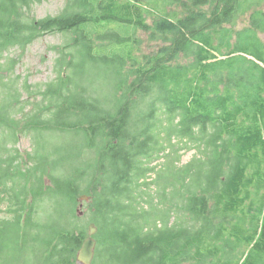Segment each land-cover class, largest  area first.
<instances>
[{
    "label": "trees",
    "instance_id": "16d2710c",
    "mask_svg": "<svg viewBox=\"0 0 264 264\" xmlns=\"http://www.w3.org/2000/svg\"><path fill=\"white\" fill-rule=\"evenodd\" d=\"M43 1L0 0V94L2 67L14 69L1 62L8 48L70 35L56 82L34 92L48 99L37 104L48 119L21 128L14 115L25 107L15 111L19 98L3 90L0 190L13 216L0 221V264H78L88 223L97 227L92 264H264V10L255 8L263 0H68L56 16L31 18ZM238 13H250L243 30ZM140 30L160 43L149 57L135 51ZM26 129L54 141L74 134L64 140L70 150L53 160L60 151L40 145L23 158L2 141ZM175 139L199 154L179 166ZM82 148L98 158L81 161ZM161 159L164 170L148 182ZM142 185L169 201L164 213L140 201L139 210ZM82 196L88 222L62 225L66 216L77 222ZM173 214L193 221L170 223Z\"/></svg>",
    "mask_w": 264,
    "mask_h": 264
},
{
    "label": "rangeland",
    "instance_id": "374dc122",
    "mask_svg": "<svg viewBox=\"0 0 264 264\" xmlns=\"http://www.w3.org/2000/svg\"><path fill=\"white\" fill-rule=\"evenodd\" d=\"M145 3V2H144ZM68 4V0H44L42 3H37L32 6L30 17H34L37 19L46 18L49 16H56L60 14L64 8H66ZM147 4V3H146ZM149 8H154V6H149ZM255 8H260L264 10V0L260 2L259 5L255 6ZM166 6L162 4V10L161 11H154L156 16L163 14L165 12ZM209 9V8H206ZM172 10L180 14L182 16L183 14V8L182 6L174 5L172 7ZM249 16L250 13L241 14L238 13L236 20H235V29L240 30L246 28V26L249 25ZM148 21L152 24L155 21L154 17H150ZM152 33L147 31L144 32L143 30H140L137 32L138 39H140V44L138 45V49L135 48V51L137 55L139 56H151L153 55L158 48L160 47V43L158 41H153L151 39ZM260 40L264 43V34L259 33L258 34ZM70 37L69 34L66 33H43L40 35L37 39H35L33 42L25 45L24 47L20 45H16L13 47L8 48L4 53L1 62L6 63L11 62L14 64L13 71H6L5 66L2 67V70L4 71L3 76V82L2 84V93L0 94V101L3 99V96H5V93L3 90L8 87L12 88L15 92V96L19 98L20 103H16L15 105V111L20 110L21 107H25V111L21 113L20 115H14L17 119L21 120V128L24 126H27V122L35 117H40L42 120H46L49 118V111H46L45 107H41L39 109L38 105L42 100L44 105H48V99L45 98L42 94L35 95L34 92L41 91L44 92L48 88V85L53 83L56 80L57 73L55 71L57 58L63 49V45L67 44L68 38ZM237 38V37H236ZM236 42V39H235ZM252 58V57H250ZM183 62H186L185 60H181ZM7 89V88H6ZM32 92V94L29 93ZM44 110L42 111V109ZM18 134V141L17 142H11L12 139L10 137H6L2 142L4 144H8V149H16L19 153H22V157L29 159L30 154L35 155L39 151V146L46 145V150L49 152H53L55 149H58L60 151V154L58 156H54L53 160H60L62 158V155L66 154L70 149L67 148V146L64 144V140L71 138L74 136V134H63L60 132L55 133L57 135L56 141H54L51 137H47L46 133H43V135L36 136V132L32 131V129L29 130H19ZM47 135L49 133L47 132ZM7 136V130L6 126L0 125V137ZM76 139H79V137H75ZM73 139V138H72ZM50 142L51 144L48 145L47 143ZM175 144V149L180 151L181 154V163L178 165H185L191 162V160L199 154V149H193L190 151H186L182 144L184 141H179L175 139L173 141ZM169 153V150L166 152ZM39 154H45V150L43 149L42 152ZM99 156L97 150H88L87 148H82L79 150V157H85L81 158V161L84 159H89L92 161H95ZM165 158V156H163ZM165 159H161L157 162H155L152 167L156 168V171H154L148 178V182L153 181L157 174L156 172L163 171L165 168L164 165ZM84 166V165H83ZM142 184H144V181H142ZM143 186V185H142ZM148 188L141 187L139 190L136 191V194H141L142 197H140L138 200H136L137 207L139 208L138 204L140 201L141 208L143 210L150 209V212L152 215L155 216L157 212L164 213L165 207L169 206V201H162L163 198L157 196L156 189H152L148 194L146 191ZM156 193V194H155ZM159 195V194H158ZM83 197V196H82ZM81 197V198H82ZM79 199L78 207H77V214L79 219L76 223H71L72 218L69 216H66L64 218H61L59 222L64 226H77L76 224H80L82 221L85 223L88 222L90 218V208L88 206L89 199ZM48 204H46L47 206ZM153 205V206H152ZM8 207V199L6 193H4L3 190H0V221H2L5 218H12V213H7L9 211ZM155 209V210H153ZM140 210V208H139ZM44 211H41L39 213V217L41 219L49 218V216H46ZM56 216H59L60 213L55 214ZM177 216L183 217L187 220L193 219L187 215H178L173 214V217L170 221L172 223L173 221L177 220ZM81 220V221H80ZM86 222V223H87ZM87 226H90L89 223L86 224ZM105 256V255H104ZM106 261V258L102 260L101 264H104ZM189 264V263H187Z\"/></svg>",
    "mask_w": 264,
    "mask_h": 264
},
{
    "label": "water",
    "instance_id": "95a60500",
    "mask_svg": "<svg viewBox=\"0 0 264 264\" xmlns=\"http://www.w3.org/2000/svg\"><path fill=\"white\" fill-rule=\"evenodd\" d=\"M89 199L87 196L81 198ZM97 232V227L95 224H90L89 226V236L86 238L81 246L80 251L78 252L77 262L78 264H92L96 254L97 240L95 234Z\"/></svg>",
    "mask_w": 264,
    "mask_h": 264
},
{
    "label": "bare ground",
    "instance_id": "6f19581e",
    "mask_svg": "<svg viewBox=\"0 0 264 264\" xmlns=\"http://www.w3.org/2000/svg\"><path fill=\"white\" fill-rule=\"evenodd\" d=\"M4 72V71H3ZM56 82V81H55Z\"/></svg>",
    "mask_w": 264,
    "mask_h": 264
}]
</instances>
